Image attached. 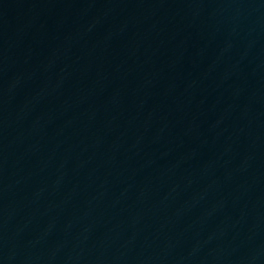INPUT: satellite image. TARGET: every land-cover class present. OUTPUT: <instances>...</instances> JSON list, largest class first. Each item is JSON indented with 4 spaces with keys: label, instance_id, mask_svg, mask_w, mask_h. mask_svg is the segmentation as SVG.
Listing matches in <instances>:
<instances>
[{
    "label": "water",
    "instance_id": "95a60500",
    "mask_svg": "<svg viewBox=\"0 0 264 264\" xmlns=\"http://www.w3.org/2000/svg\"><path fill=\"white\" fill-rule=\"evenodd\" d=\"M0 264H264V0H0Z\"/></svg>",
    "mask_w": 264,
    "mask_h": 264
}]
</instances>
